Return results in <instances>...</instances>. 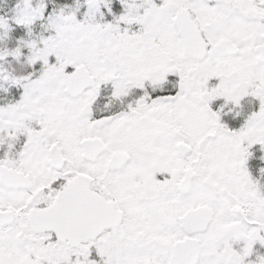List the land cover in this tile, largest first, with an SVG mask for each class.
Masks as SVG:
<instances>
[{"label": "snow or ice", "instance_id": "obj_1", "mask_svg": "<svg viewBox=\"0 0 264 264\" xmlns=\"http://www.w3.org/2000/svg\"><path fill=\"white\" fill-rule=\"evenodd\" d=\"M0 264H264V0H0Z\"/></svg>", "mask_w": 264, "mask_h": 264}]
</instances>
